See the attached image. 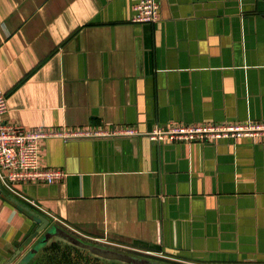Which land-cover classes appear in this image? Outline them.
<instances>
[{"label":"crops","instance_id":"obj_1","mask_svg":"<svg viewBox=\"0 0 264 264\" xmlns=\"http://www.w3.org/2000/svg\"><path fill=\"white\" fill-rule=\"evenodd\" d=\"M155 1L159 21L133 24L136 0H0L3 121L264 122V0ZM41 159L66 176L15 186L33 204L0 181V264L54 230L154 264H264V140L49 138Z\"/></svg>","mask_w":264,"mask_h":264},{"label":"built area","instance_id":"obj_2","mask_svg":"<svg viewBox=\"0 0 264 264\" xmlns=\"http://www.w3.org/2000/svg\"><path fill=\"white\" fill-rule=\"evenodd\" d=\"M133 24H155L159 21V7L155 0H136L130 19ZM7 98L0 89V181L10 192L19 195L15 186L21 184L52 185L62 182L63 170L44 166L42 145L49 138L63 141L81 139L145 138L155 143H211L224 140H264V122L180 124L172 122L141 132L129 126L99 127L82 130L25 129L5 123ZM30 202L29 200H27ZM33 204V202H30Z\"/></svg>","mask_w":264,"mask_h":264},{"label":"trees","instance_id":"obj_3","mask_svg":"<svg viewBox=\"0 0 264 264\" xmlns=\"http://www.w3.org/2000/svg\"><path fill=\"white\" fill-rule=\"evenodd\" d=\"M26 264H109L92 256L87 250L58 242L42 247Z\"/></svg>","mask_w":264,"mask_h":264},{"label":"water","instance_id":"obj_4","mask_svg":"<svg viewBox=\"0 0 264 264\" xmlns=\"http://www.w3.org/2000/svg\"><path fill=\"white\" fill-rule=\"evenodd\" d=\"M220 142H222V141H220ZM43 228L38 230V232L43 230ZM52 236H57L58 238L72 244L73 246L84 248V249L88 250L92 255H94L100 259H103V260H107V261H111V262H121L124 264H154L152 262H148V261L143 260V259H139V258L130 256V255H126L122 252H117V251H113V250H109V249H105V248H101V247H97V246L85 245V244L81 243L80 241H78L77 239H75L74 237L66 234L65 232L56 231V230H54L51 233L46 234L44 240L42 242H40L34 250L31 251L33 253V255L39 249H41V247L45 243H47V241Z\"/></svg>","mask_w":264,"mask_h":264},{"label":"rangeland","instance_id":"obj_5","mask_svg":"<svg viewBox=\"0 0 264 264\" xmlns=\"http://www.w3.org/2000/svg\"><path fill=\"white\" fill-rule=\"evenodd\" d=\"M33 250V249H32ZM33 257V253L30 252L22 261L20 264H26L30 261V259Z\"/></svg>","mask_w":264,"mask_h":264}]
</instances>
